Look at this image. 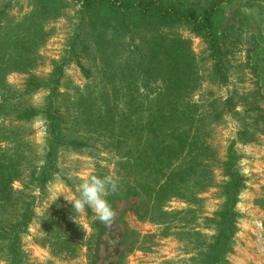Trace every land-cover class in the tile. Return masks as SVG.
Instances as JSON below:
<instances>
[{
	"label": "rangeland",
	"instance_id": "obj_1",
	"mask_svg": "<svg viewBox=\"0 0 264 264\" xmlns=\"http://www.w3.org/2000/svg\"><path fill=\"white\" fill-rule=\"evenodd\" d=\"M159 1L217 7L225 82L186 24L123 33L84 0H0V164L13 173L7 190L0 179V228L20 227V258L1 239L0 264H207L231 206L225 264H264V0ZM91 175L118 178L126 199L108 197L117 215L89 258L98 220L66 199Z\"/></svg>",
	"mask_w": 264,
	"mask_h": 264
},
{
	"label": "trees",
	"instance_id": "obj_2",
	"mask_svg": "<svg viewBox=\"0 0 264 264\" xmlns=\"http://www.w3.org/2000/svg\"><path fill=\"white\" fill-rule=\"evenodd\" d=\"M199 4V5H198ZM202 7V8H201ZM82 12L87 15L105 21L111 28L131 33L134 30L149 29L154 30L164 27H173L177 24H186L190 30L197 36L204 37L209 44L208 51L210 52V58L214 59L213 71L214 76L220 80L221 83L227 80L225 69L226 67V49L220 46V40L222 35L217 31L218 28L214 21L215 15L218 12L217 7L201 6V2H193L190 7L185 6L180 1H159V0H84L82 3ZM6 10L0 12V16L5 15ZM1 24V22H0ZM81 70L84 73L88 71L83 65H80ZM191 68V67H189ZM175 87L180 88L184 85L188 88L187 83L182 81H176ZM234 98L227 102V106L232 109L235 107L233 102ZM226 103V102H225ZM251 111H257L255 108H251ZM31 114L20 116L21 119L29 117ZM190 116H188L189 119ZM257 123H264V114L258 115ZM60 123H57V118L52 117V123L50 126L52 134L51 151L56 149V145L61 142L58 141L59 132L57 136V130ZM194 125V122L192 123ZM195 140V139H194ZM69 145L81 148L85 147L84 143H68ZM227 175L231 176L232 182L228 186V195L231 197L229 201L231 204L235 202L237 197L238 186L241 185L239 176L236 174L235 164L230 158L227 164L224 165ZM12 169L9 165L0 164V179L3 189L10 188V184L13 179ZM46 182V180H45ZM133 195L140 196L139 193ZM124 191H118L111 196L114 202L117 200L126 199ZM233 201V202H232ZM233 206L229 207L226 212L220 214V221L217 224V237L214 242L208 246L207 264H225L226 261V249L234 238L237 228L235 225V214L233 212ZM32 209L27 208L23 213L24 222L20 226L25 228L32 219ZM18 225H10L8 229L0 228V240L7 239L9 242V251L15 259L20 258V243L18 241ZM92 228L95 231L90 239V243L95 245V250L88 246V257L92 258L98 256L99 246L103 242V236L106 231V227L99 221L92 224ZM10 229V230H9ZM22 229V228H21ZM3 230V231H2ZM8 244V243H7ZM125 252V250H124ZM126 253V252H125ZM97 254V255H96Z\"/></svg>",
	"mask_w": 264,
	"mask_h": 264
},
{
	"label": "clouds",
	"instance_id": "obj_3",
	"mask_svg": "<svg viewBox=\"0 0 264 264\" xmlns=\"http://www.w3.org/2000/svg\"><path fill=\"white\" fill-rule=\"evenodd\" d=\"M118 178L112 175H91L77 185L78 196L68 200L77 214L90 209L102 224L111 225L117 215L108 201L110 195L119 191ZM75 221V220H74Z\"/></svg>",
	"mask_w": 264,
	"mask_h": 264
}]
</instances>
